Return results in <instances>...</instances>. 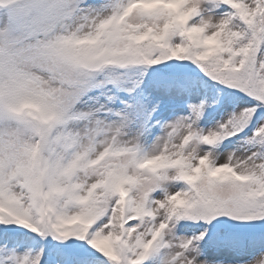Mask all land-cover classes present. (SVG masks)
Wrapping results in <instances>:
<instances>
[{
  "label": "snow or ice",
  "instance_id": "obj_1",
  "mask_svg": "<svg viewBox=\"0 0 264 264\" xmlns=\"http://www.w3.org/2000/svg\"><path fill=\"white\" fill-rule=\"evenodd\" d=\"M0 8V264H264V0Z\"/></svg>",
  "mask_w": 264,
  "mask_h": 264
},
{
  "label": "rangeland",
  "instance_id": "obj_2",
  "mask_svg": "<svg viewBox=\"0 0 264 264\" xmlns=\"http://www.w3.org/2000/svg\"><path fill=\"white\" fill-rule=\"evenodd\" d=\"M231 111H233V108H231V107L226 108V110H222V111H221V114L218 115L216 119H217V120H220L222 117L226 116L227 113H230ZM202 126H203V127H211V125H203V124H202ZM159 131H160V130H159V127H157V128L155 129V133L158 135V134H159ZM246 131H247V130H246ZM241 135H243V134H241ZM249 135H251V133H249ZM230 139L233 140V141H236V140H237L236 137H231ZM224 143H225V144H228V141L225 140ZM242 143H243V142L240 141V144H242ZM233 223H237V224H255V223H264V221H247V222L233 221ZM25 231H27V230H25ZM32 235H36V234L33 233ZM49 238H50V237H49ZM18 251H20V252L22 253L23 251H27V249H18Z\"/></svg>",
  "mask_w": 264,
  "mask_h": 264
},
{
  "label": "clouds",
  "instance_id": "obj_3",
  "mask_svg": "<svg viewBox=\"0 0 264 264\" xmlns=\"http://www.w3.org/2000/svg\"><path fill=\"white\" fill-rule=\"evenodd\" d=\"M6 17V10L0 8V18H4ZM85 128L87 127V125L84 126Z\"/></svg>",
  "mask_w": 264,
  "mask_h": 264
}]
</instances>
